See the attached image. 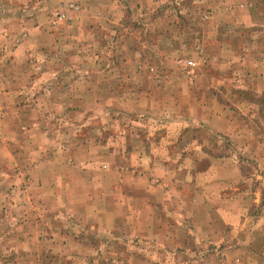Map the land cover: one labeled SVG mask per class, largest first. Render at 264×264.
I'll list each match as a JSON object with an SVG mask.
<instances>
[{
	"label": "rangeland",
	"instance_id": "1",
	"mask_svg": "<svg viewBox=\"0 0 264 264\" xmlns=\"http://www.w3.org/2000/svg\"><path fill=\"white\" fill-rule=\"evenodd\" d=\"M0 264H264V0H0Z\"/></svg>",
	"mask_w": 264,
	"mask_h": 264
},
{
	"label": "crops",
	"instance_id": "2",
	"mask_svg": "<svg viewBox=\"0 0 264 264\" xmlns=\"http://www.w3.org/2000/svg\"><path fill=\"white\" fill-rule=\"evenodd\" d=\"M81 12H82V10H81V7L79 6V7H78V12H76V14H80ZM72 13H73V12H72ZM97 16L100 17V14L98 13ZM74 20H75V21L79 20V17H78V16H75V17L73 18V22H74ZM107 21H108V20H107ZM100 25L102 26L101 23H100ZM93 31H94L93 29L89 30V28H88V30L85 31V32H87L88 34H91ZM104 42H105V41H104ZM100 77H106V76H104V74H101Z\"/></svg>",
	"mask_w": 264,
	"mask_h": 264
},
{
	"label": "built area",
	"instance_id": "3",
	"mask_svg": "<svg viewBox=\"0 0 264 264\" xmlns=\"http://www.w3.org/2000/svg\"><path fill=\"white\" fill-rule=\"evenodd\" d=\"M70 7H73L72 5H70ZM65 16L64 14H60V16L57 18V21H60L61 19H63ZM191 64V63H189Z\"/></svg>",
	"mask_w": 264,
	"mask_h": 264
}]
</instances>
